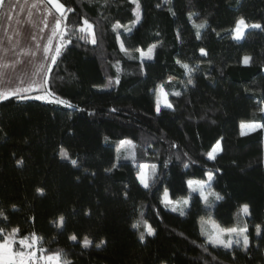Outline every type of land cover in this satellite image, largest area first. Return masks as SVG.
Listing matches in <instances>:
<instances>
[{
  "label": "trees",
  "instance_id": "1",
  "mask_svg": "<svg viewBox=\"0 0 264 264\" xmlns=\"http://www.w3.org/2000/svg\"><path fill=\"white\" fill-rule=\"evenodd\" d=\"M60 3L65 47L43 91L74 107L37 100L39 93L0 101V211L7 217L0 228L21 230L14 250L36 233L45 254L61 251L70 264H264V128L240 130L242 121L264 123V0H139V9L131 0ZM241 17L262 27L237 40ZM84 20L95 44L79 31ZM204 21L197 39L194 24ZM153 44L152 59L142 63L136 49ZM161 84L173 107L157 113ZM217 140L222 151L211 160ZM145 163L156 166L147 189L137 176ZM207 172L223 197L209 196L211 207L186 183L206 180ZM165 188L172 200L188 197L185 215L161 203ZM243 204L250 215L240 213ZM209 219L247 226L248 250L209 243L202 234L211 233ZM70 228L77 240L61 243L60 229Z\"/></svg>",
  "mask_w": 264,
  "mask_h": 264
},
{
  "label": "snow or ice",
  "instance_id": "2",
  "mask_svg": "<svg viewBox=\"0 0 264 264\" xmlns=\"http://www.w3.org/2000/svg\"><path fill=\"white\" fill-rule=\"evenodd\" d=\"M3 3V0H0V4ZM48 3L53 5L57 12L60 13L61 17H63L64 11H65V5L60 3V0H48ZM132 4L136 5V9L140 8L139 0H131ZM159 7V5H157ZM67 11H71V9H67ZM135 11V10H134ZM171 11V9H170ZM175 15V13H172ZM189 19L192 18L193 13H189ZM141 19V16L138 12H136V20L135 22L138 23ZM56 26L53 30L52 37L59 36L61 43L56 44L54 50L52 47V37L49 38L48 45L45 46L44 52L45 54L52 53L50 56L52 64H56L57 58L60 56L62 49L65 47V44L63 43L64 40V34L63 32H60L59 29L61 27V20L57 19L55 22ZM45 27H47V24H45ZM120 27L119 22H117L115 25H113V30ZM194 27L197 29L196 31V37L197 39L200 38V29L208 27L207 21H204L200 24H194ZM262 26L260 24H248L246 19L241 17L235 22V26L233 29L235 39L240 40L244 37L245 31L248 28H261ZM93 25L90 24L87 20H84V27H81L79 29L82 33H88L89 36H91V43L95 44L96 39L95 35L92 31ZM126 31L130 32L131 29H126ZM83 38V37H81ZM177 38H179V33H177ZM117 39L119 40V35L117 36ZM156 45H151L147 52L148 55L146 56L145 52L142 49H136L137 52L140 54V60L143 63L145 59H152L151 53L155 50ZM120 51L124 52L126 55L129 54V49L125 47V44L123 41L120 42ZM201 55H207V52L204 48L199 49ZM129 58H135L130 56ZM250 60L249 57H244V63H248ZM177 64H181V67L186 69L189 72V76H191V72L193 69L189 67L186 63H181L180 60L176 61ZM50 71V69H49ZM47 81L45 80V83ZM117 83H119V79L116 80ZM191 78L189 79L188 83H191ZM34 90L33 87H27V88H16L14 90L10 91H0V101L7 100L11 96H19L21 99H24L26 97L21 95V92H28ZM173 95L179 96V92L173 93ZM168 94L164 91V85H159L157 87V98H156V111L159 113L161 111V101L163 100V104L165 107L171 109L173 105L168 101ZM35 99L47 101L49 103H56V104H65L67 107H74L70 102L63 100V99H57L55 96V93L48 92L47 95H40L36 96ZM260 111L264 113V108H261ZM241 128V135L247 134L244 130L248 129L250 131H256L258 128H264V123H256V122H241L240 124ZM121 143H125V141H121ZM127 143H131V141H127ZM222 151V144L221 140H217L216 143L212 146V149L210 152H208V158L211 160H215L217 154ZM61 158L67 159V153L64 151H61ZM18 163H22V161H18ZM74 166L77 164V161L73 160L71 162ZM155 165L150 164H140L139 168L140 171L137 173L138 179L140 183L143 185L144 188H149V182H148V170L149 169H155ZM187 167V165H185ZM154 175V173H153ZM207 180H192L189 179L186 183L188 186V189L191 190V192H199V197L205 202V205L208 207H211V204L209 202V196H214L215 200H222L223 197H221L218 193L214 192H207L206 188L210 186L214 176L212 172L206 173ZM37 191L43 195V189H37ZM161 203L164 204L165 207H170L173 212L179 211L180 215H185L184 209L189 205V199L184 198L181 200H172L169 195V191L167 188L163 191V197L161 199ZM240 213H242L244 216L250 215L249 205L243 204L240 207ZM0 217H3L4 219H7L6 216H4V213L0 211ZM203 219V218H202ZM60 224L62 225L64 223V218H59ZM208 223L212 226V232L211 233H204V230L202 228V234L207 235L208 242L213 244L214 246L223 247L225 249H231L233 245H236L238 247H241L242 250L247 251L249 246V237L247 235L248 228L247 226H244L242 228L237 227H220L214 220L209 219ZM140 222L134 223L132 227L139 228ZM145 227L148 235H154L155 230L151 227V225H148L147 222H145ZM20 229L12 228L10 232L6 231L4 228H0V235L3 236V239H0V264H70V261L63 260L62 259V253L61 251H55L51 252L49 254H45L47 250H45L42 247L43 238L39 237L36 233H31L29 236H25L19 239V245H21V250L17 251L14 250V245L17 243L16 237L20 233ZM260 231V226L257 225V232ZM225 236L227 238H225ZM141 240L144 239V233L141 232L140 234ZM71 240H77L76 235H72L69 237ZM84 247H88L92 242L88 240L87 238L83 241ZM99 246V245H97ZM39 253V255H38Z\"/></svg>",
  "mask_w": 264,
  "mask_h": 264
},
{
  "label": "crops",
  "instance_id": "3",
  "mask_svg": "<svg viewBox=\"0 0 264 264\" xmlns=\"http://www.w3.org/2000/svg\"><path fill=\"white\" fill-rule=\"evenodd\" d=\"M60 13L48 0H3L0 4V91L33 87L41 93L52 53L44 48ZM47 24V27H45ZM53 50L58 36L52 37Z\"/></svg>",
  "mask_w": 264,
  "mask_h": 264
},
{
  "label": "rangeland",
  "instance_id": "4",
  "mask_svg": "<svg viewBox=\"0 0 264 264\" xmlns=\"http://www.w3.org/2000/svg\"><path fill=\"white\" fill-rule=\"evenodd\" d=\"M246 32V31H245ZM233 37L235 38V35H234V32H233ZM58 43H60V38L58 39ZM145 52V54H146V56L148 55V52H147V50L146 51H144ZM40 95H47L46 94V92H41V93H39L38 95H36V96H40ZM161 106H163V107H165L164 106V104H163V100L161 101ZM264 108V107H263ZM245 122H253V121H245ZM256 123H260V122H256ZM240 130H241V128H240ZM246 133H249V132H252V131H250V130H248V129H245L244 130ZM128 145H132L131 143H128ZM140 171V170H139ZM149 170H148V178H149ZM192 180H195V179H192ZM207 180V179H206ZM206 191L207 192H212V190H211V188H210V186H208L207 188H206ZM162 197H163V195H162ZM184 198H188V197H184ZM184 198H181V199H184ZM180 199V200H181ZM175 201V200H174ZM169 210H171V208L170 207H167ZM74 219H73V225H74ZM210 228H211V232H212V226H210ZM70 236H72V228H70V229H60V233H59V241L61 242V243H64V242H66V241H68V240H70L69 239V237Z\"/></svg>",
  "mask_w": 264,
  "mask_h": 264
}]
</instances>
